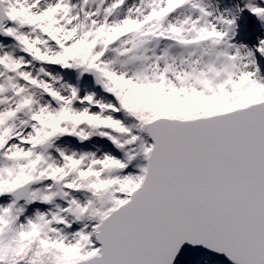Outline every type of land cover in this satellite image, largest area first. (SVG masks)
<instances>
[{"label": "rangeland", "instance_id": "obj_1", "mask_svg": "<svg viewBox=\"0 0 264 264\" xmlns=\"http://www.w3.org/2000/svg\"><path fill=\"white\" fill-rule=\"evenodd\" d=\"M29 1L0 0V261L32 233L45 252L27 264H73L98 254L99 222L140 185L150 149L140 125L121 126L112 84L135 116L140 103L210 116L263 101L264 0ZM89 68L97 91L77 78ZM26 181L29 205L10 196ZM207 257L189 264H226Z\"/></svg>", "mask_w": 264, "mask_h": 264}, {"label": "water", "instance_id": "obj_2", "mask_svg": "<svg viewBox=\"0 0 264 264\" xmlns=\"http://www.w3.org/2000/svg\"><path fill=\"white\" fill-rule=\"evenodd\" d=\"M8 21L0 2V39ZM84 77L97 87L94 69ZM140 185L103 217L98 254L73 264H264V100L191 119L158 117ZM29 181L10 192L29 205ZM56 188H57V184Z\"/></svg>", "mask_w": 264, "mask_h": 264}, {"label": "trees", "instance_id": "obj_3", "mask_svg": "<svg viewBox=\"0 0 264 264\" xmlns=\"http://www.w3.org/2000/svg\"><path fill=\"white\" fill-rule=\"evenodd\" d=\"M257 22H259L258 20H252L250 19V26H254ZM70 59V58H69ZM77 57V54H75L74 58H71L69 61H72L71 66H69V74L70 76H72L70 79L73 80L76 76V72L74 70V67L77 66V63H81L82 60L79 59ZM77 78L79 80V82L81 83L82 89H92V90H96L97 91V86L88 78H85L81 75L77 76ZM114 85V87L112 88V93H114V95L118 96L120 99L124 98L128 100L127 104L121 105L118 109V114L116 115L117 118L121 121V126L122 127H128V129H132V134H136L137 131V127L145 121H150L152 119L158 118V117H169V118H180V119H190V118H195V117H203L206 116L204 114H198L193 116L192 114L189 113H184V114H170V115H157V112L155 110H152L151 108H149L146 105H142V103L139 104L140 109H138V115L135 116L132 113V106H134L137 103V98L133 95H127L125 93V95L122 97V89H120V84H118L119 86H116V84H112ZM116 89L118 91H116ZM143 113V114H142ZM146 115V116H145ZM145 116L143 119L142 117ZM112 128H115V126L111 125ZM28 181L24 182L23 184L27 183ZM22 184V185H23ZM28 234V233H27ZM40 242V239L35 236L32 233H29V235H25L24 239H23V244L21 247V251H19L17 253V255L14 253L9 259H3L0 261V264H21L20 262H23L24 264H27L31 261L33 255L36 253V250L39 252H45L44 248H39L38 244ZM41 243V242H40ZM202 257V256H200ZM203 257H206L203 255ZM208 258V257H207ZM212 259V258H209ZM214 260V259H212ZM16 262V263H15Z\"/></svg>", "mask_w": 264, "mask_h": 264}, {"label": "bare ground", "instance_id": "obj_4", "mask_svg": "<svg viewBox=\"0 0 264 264\" xmlns=\"http://www.w3.org/2000/svg\"><path fill=\"white\" fill-rule=\"evenodd\" d=\"M46 1V0H45ZM148 1V7H151L152 6V2H153V0H147ZM35 2V0H30L29 2H28V4L29 3H34ZM42 2V1H41ZM184 2L185 3H188L189 4V6H191V10H196L198 7L196 6V4L195 3H193V2H191L190 0H184ZM105 5V4H104ZM32 9L34 10V12H37L38 10H36L37 9V6L36 5H34V4H32ZM48 5H44L43 7H47ZM123 3H121V5H120V7L121 8H123ZM149 11H150V9H149ZM216 14L217 15H220L224 10H222L221 8H219V7H216ZM145 19L146 18H144V20L142 21V24H144V21H145ZM145 26V25H144ZM249 55V51L248 50H246V49H242L241 50V58H242V60H241V64H242V69H245V70H248L250 67H251V62L249 61V59L247 58V56Z\"/></svg>", "mask_w": 264, "mask_h": 264}]
</instances>
